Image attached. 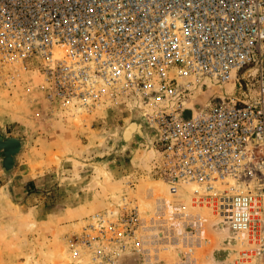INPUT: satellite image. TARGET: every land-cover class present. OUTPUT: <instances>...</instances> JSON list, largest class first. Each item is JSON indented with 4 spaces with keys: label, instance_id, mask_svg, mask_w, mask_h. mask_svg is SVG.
<instances>
[{
    "label": "built area",
    "instance_id": "2783aa9c",
    "mask_svg": "<svg viewBox=\"0 0 264 264\" xmlns=\"http://www.w3.org/2000/svg\"><path fill=\"white\" fill-rule=\"evenodd\" d=\"M35 65L66 116L124 108L157 133L165 194L148 212L122 196L93 214L74 264H157L172 247L198 264L210 216L248 248L243 263L264 264V0H0V68ZM228 83L237 96L195 104Z\"/></svg>",
    "mask_w": 264,
    "mask_h": 264
},
{
    "label": "rangeland",
    "instance_id": "374dc122",
    "mask_svg": "<svg viewBox=\"0 0 264 264\" xmlns=\"http://www.w3.org/2000/svg\"><path fill=\"white\" fill-rule=\"evenodd\" d=\"M43 83L37 65L27 71L0 68V137L23 142L10 168L0 151V264H74L70 240L93 214L114 208L122 196L148 212L166 191L151 175L157 153L150 134L117 145L140 112L113 108L66 116ZM238 90L233 83L212 85L196 93L195 104L210 105ZM133 180L136 186L129 189L126 183ZM210 217L208 243L192 252L198 264H258L243 263L248 248ZM183 253L172 247L157 264H178ZM118 264L144 263L127 253Z\"/></svg>",
    "mask_w": 264,
    "mask_h": 264
},
{
    "label": "water",
    "instance_id": "95a60500",
    "mask_svg": "<svg viewBox=\"0 0 264 264\" xmlns=\"http://www.w3.org/2000/svg\"><path fill=\"white\" fill-rule=\"evenodd\" d=\"M140 118L141 117L138 116L137 118L133 119L131 122H134L135 120H140ZM146 125L149 126L147 121H146ZM149 128H151V127L149 126ZM123 131H122L121 136H120L121 140H120V142L117 143L118 147H121L123 144H126L130 140H132V138L134 137L135 134H141V135L150 134L152 139L154 137H157V133L153 129H144L143 130L144 132L141 133V132L137 131L134 133V135L130 136V139L128 141H125L123 139ZM21 147H22L21 142L18 139H15V138L4 139V138L0 137V151H3L5 156H6L5 162H6L7 167L10 168L14 164V156L20 152Z\"/></svg>",
    "mask_w": 264,
    "mask_h": 264
},
{
    "label": "bare ground",
    "instance_id": "6f19581e",
    "mask_svg": "<svg viewBox=\"0 0 264 264\" xmlns=\"http://www.w3.org/2000/svg\"><path fill=\"white\" fill-rule=\"evenodd\" d=\"M141 117L140 120H135L132 124H130L127 129L124 131V135L130 137L131 135H134L135 132H144V129H151L149 126L146 125L147 118L144 114H139ZM148 123V122H147ZM126 136V140L128 141ZM125 139V138H124Z\"/></svg>",
    "mask_w": 264,
    "mask_h": 264
},
{
    "label": "crops",
    "instance_id": "0c3cea01",
    "mask_svg": "<svg viewBox=\"0 0 264 264\" xmlns=\"http://www.w3.org/2000/svg\"><path fill=\"white\" fill-rule=\"evenodd\" d=\"M18 140L21 142V145H22L21 150H22V148H23V142H22V140H20V139H18ZM21 150H20V151H21ZM16 155H17V154H16ZM16 155H15V156H16ZM15 156H14V157H15ZM5 159H6V157H5Z\"/></svg>",
    "mask_w": 264,
    "mask_h": 264
}]
</instances>
